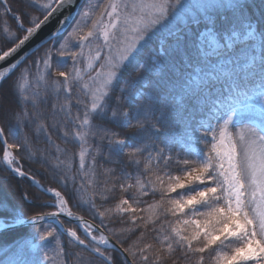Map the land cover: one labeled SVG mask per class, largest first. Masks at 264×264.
Wrapping results in <instances>:
<instances>
[{
  "label": "snow or ice",
  "instance_id": "6c2138e0",
  "mask_svg": "<svg viewBox=\"0 0 264 264\" xmlns=\"http://www.w3.org/2000/svg\"><path fill=\"white\" fill-rule=\"evenodd\" d=\"M12 2L0 264H264V0Z\"/></svg>",
  "mask_w": 264,
  "mask_h": 264
},
{
  "label": "trees",
  "instance_id": "16d2710c",
  "mask_svg": "<svg viewBox=\"0 0 264 264\" xmlns=\"http://www.w3.org/2000/svg\"><path fill=\"white\" fill-rule=\"evenodd\" d=\"M22 2H23V0H13V2H12L13 8H18ZM250 2L257 6L255 8H253L252 11L258 16L259 15V7L258 6L262 3V0H250ZM8 22H9V24H11L13 26V28H15V22L11 18H9ZM65 35H66V33H65ZM2 44H3V41H0V46H2ZM67 63L69 64V66L71 65V61L70 60ZM4 88L5 89L8 88V85L5 84ZM24 131L26 133H28L29 135H34L33 129L31 127L25 128ZM18 135H19V138H20V133L19 132H18ZM54 139H55V137H54ZM57 143H61L60 140L57 139ZM37 146L38 147H46V144L44 143L43 138H41V141H40V143ZM71 147H72L73 151H76L78 146L73 145ZM32 167L34 169H38L42 173V175L40 177H38L39 179L42 180V183H45L46 185L54 186L53 176H52L51 172H44V170L42 168H39V166L36 165V164H33ZM0 176H3V175H0ZM118 194L119 193H117L116 196H118ZM14 197L19 199V192L17 190H15ZM67 198H69V206L72 207V210L74 212H77L79 215L84 216L86 219H91L90 213H88L87 211L83 210L80 207L73 206L76 203V200H77V197H76L75 193L69 191ZM145 199H148V198H145ZM16 201L19 202L18 200H16ZM25 214L26 215L31 214V209L28 206H25ZM66 225L67 226H74L73 224H70V223H66ZM28 231H29L28 228L22 227V228H20L18 230L8 231V232H5L4 234L3 233L0 234V241H2V240L6 241L7 240L0 249H3L5 247H7V246H10L13 242H15V241L19 240L20 238L24 237L28 233ZM5 237H10V239H6ZM2 238H4V239H2ZM113 256H114V264H121L120 255L118 253H113ZM205 264H209L208 260L205 261Z\"/></svg>",
  "mask_w": 264,
  "mask_h": 264
},
{
  "label": "rangeland",
  "instance_id": "374dc122",
  "mask_svg": "<svg viewBox=\"0 0 264 264\" xmlns=\"http://www.w3.org/2000/svg\"><path fill=\"white\" fill-rule=\"evenodd\" d=\"M86 2V0L84 1V3ZM78 18V17H77ZM0 41H2V40H0ZM7 89V88H6ZM20 137H22V134L20 133ZM18 138H19V135H18ZM0 175H3V173H0ZM41 182H42V180H41ZM26 183V182H25ZM25 183H23V184H21L20 185V187H19V189L17 190L18 192H19V199L18 198H15L14 197V193H15V190H9L6 186H5V184L4 183H0V200H7L8 202H10V203H13V204H15V203H18L16 200H20V197H21V195H22V193H23V191H24V189L25 188H27L28 187V185H27V183L25 184ZM27 186V187H26ZM118 196H119V194H118ZM117 196V197H118ZM66 223H68L67 221H66ZM71 224H73V223H71ZM74 225V224H73ZM67 226V225H66ZM22 228V227H21ZM18 229H20V228H17V229H13V230H18ZM13 230H9V231H13ZM5 232H8V231H4L3 232V234L5 233ZM0 234H2V233H0ZM6 239H10V237H5ZM2 239H4V238H2ZM7 241V240H6ZM5 240H2V241H0V248L3 246V244L6 242ZM12 244H14V242L12 243ZM11 244V245H12ZM10 245V246H11ZM119 254V253H118ZM120 255V254H119ZM4 258H6L5 257V255H4V252L1 250L0 251V259H4Z\"/></svg>",
  "mask_w": 264,
  "mask_h": 264
},
{
  "label": "water",
  "instance_id": "95a60500",
  "mask_svg": "<svg viewBox=\"0 0 264 264\" xmlns=\"http://www.w3.org/2000/svg\"><path fill=\"white\" fill-rule=\"evenodd\" d=\"M84 1H85V0H78L77 8H78L80 5H82V4L84 3ZM76 10H77V9H75V8L72 9L73 14H75ZM54 24H55V22H53V25H49L48 28L44 29V31L41 32L40 36H38V37L36 38V40H34V41L32 42V44L28 45V47H29V48H32V47L36 44V42L40 40L41 37H43L46 33H48V32L50 31V29L54 26ZM62 219H65V221L68 222V218H67V217H62ZM72 223L75 224V222H72ZM5 231H9V230H5Z\"/></svg>",
  "mask_w": 264,
  "mask_h": 264
}]
</instances>
